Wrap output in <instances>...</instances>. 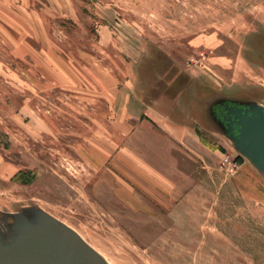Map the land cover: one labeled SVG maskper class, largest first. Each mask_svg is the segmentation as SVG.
Wrapping results in <instances>:
<instances>
[{
	"label": "rangeland",
	"instance_id": "1",
	"mask_svg": "<svg viewBox=\"0 0 264 264\" xmlns=\"http://www.w3.org/2000/svg\"><path fill=\"white\" fill-rule=\"evenodd\" d=\"M218 97L264 105V0H0V213L109 264H264V179Z\"/></svg>",
	"mask_w": 264,
	"mask_h": 264
},
{
	"label": "water",
	"instance_id": "2",
	"mask_svg": "<svg viewBox=\"0 0 264 264\" xmlns=\"http://www.w3.org/2000/svg\"><path fill=\"white\" fill-rule=\"evenodd\" d=\"M206 116L264 179V105L218 97ZM0 264H109L75 230L37 206L0 213Z\"/></svg>",
	"mask_w": 264,
	"mask_h": 264
}]
</instances>
